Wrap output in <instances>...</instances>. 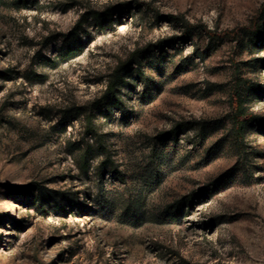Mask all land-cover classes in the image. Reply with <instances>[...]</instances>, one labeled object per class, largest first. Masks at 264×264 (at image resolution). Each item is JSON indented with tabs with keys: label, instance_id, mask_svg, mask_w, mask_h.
I'll use <instances>...</instances> for the list:
<instances>
[{
	"label": "rangeland",
	"instance_id": "rangeland-1",
	"mask_svg": "<svg viewBox=\"0 0 264 264\" xmlns=\"http://www.w3.org/2000/svg\"><path fill=\"white\" fill-rule=\"evenodd\" d=\"M0 264H264V0H0Z\"/></svg>",
	"mask_w": 264,
	"mask_h": 264
},
{
	"label": "trees",
	"instance_id": "trees-1",
	"mask_svg": "<svg viewBox=\"0 0 264 264\" xmlns=\"http://www.w3.org/2000/svg\"><path fill=\"white\" fill-rule=\"evenodd\" d=\"M146 6L149 8V5L146 4ZM242 29L243 28L240 29L236 28L233 29L232 31L224 32L222 35H225L229 39L233 40ZM207 34L214 35L211 32H207ZM234 100L235 101L233 106L234 107L233 127L237 136L241 138L243 136L244 126L246 123L252 120V115L241 111V103L237 101V98H234Z\"/></svg>",
	"mask_w": 264,
	"mask_h": 264
}]
</instances>
